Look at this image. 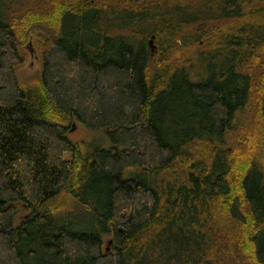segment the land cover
Wrapping results in <instances>:
<instances>
[{"label": "trees", "instance_id": "1", "mask_svg": "<svg viewBox=\"0 0 264 264\" xmlns=\"http://www.w3.org/2000/svg\"><path fill=\"white\" fill-rule=\"evenodd\" d=\"M18 2L0 0V264H264V0ZM74 121L108 144L73 141ZM63 190L82 209L62 219Z\"/></svg>", "mask_w": 264, "mask_h": 264}, {"label": "rangeland", "instance_id": "2", "mask_svg": "<svg viewBox=\"0 0 264 264\" xmlns=\"http://www.w3.org/2000/svg\"><path fill=\"white\" fill-rule=\"evenodd\" d=\"M49 0H19L18 3L15 5H11V12L12 16L14 15H23L29 10H35L39 6H46V9L49 7L47 5ZM127 0H108V5L112 4H127ZM137 1V0H135ZM140 1V0H139ZM142 1V0H141ZM167 1V0H166ZM187 1V0H185ZM221 23H224L223 21ZM49 31L44 30L39 25L36 27L35 31L33 32L32 36L28 37L26 42L20 45V55L23 58L21 64L16 67V74L19 80L23 84H31L36 79L40 77L41 74V64H42V39L50 35ZM42 37V38H41ZM203 43V42H202ZM203 45V44H202ZM155 52L152 56V64L151 65H158L160 60L159 55V48L157 49V45L155 44ZM182 49L183 54L186 57L195 56L198 50H204L203 46L197 43L194 44L192 47L185 46L180 47ZM179 48V49H180ZM259 75V74H258ZM257 83L254 90V97L252 102L246 112L240 115L239 124L236 123V129L231 131L228 137L229 146L235 147L237 145L242 146L245 142L246 137L251 134L252 129L255 127L256 117V106H257ZM74 126V127H73ZM73 141L81 142L85 141V143H90V145L94 143H107V139L103 133L95 132L92 130H88L87 128L83 127L82 125L76 123H72L71 131L68 133ZM108 144V143H107ZM69 156V155H68ZM50 206H53L57 217L64 218L65 216L72 214L74 212H79L82 209L81 203L76 201L68 192L63 190L59 196L50 203ZM51 208V207H50ZM23 216V215H22ZM21 216V217H22ZM106 250L108 251L111 248V236H106L105 239ZM231 259L230 256L225 257L224 259L219 258L221 262L225 264H231L229 260Z\"/></svg>", "mask_w": 264, "mask_h": 264}, {"label": "water", "instance_id": "3", "mask_svg": "<svg viewBox=\"0 0 264 264\" xmlns=\"http://www.w3.org/2000/svg\"><path fill=\"white\" fill-rule=\"evenodd\" d=\"M149 43H150V47H151V55H153L155 52V48H156V46L154 44V36L152 37V39L150 40Z\"/></svg>", "mask_w": 264, "mask_h": 264}]
</instances>
